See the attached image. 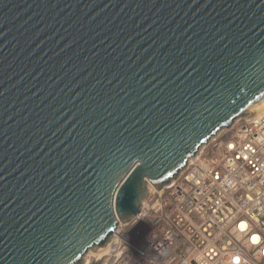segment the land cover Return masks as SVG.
Returning a JSON list of instances; mask_svg holds the SVG:
<instances>
[{
    "label": "water",
    "instance_id": "1",
    "mask_svg": "<svg viewBox=\"0 0 264 264\" xmlns=\"http://www.w3.org/2000/svg\"><path fill=\"white\" fill-rule=\"evenodd\" d=\"M264 103V0H0V264H78Z\"/></svg>",
    "mask_w": 264,
    "mask_h": 264
},
{
    "label": "built area",
    "instance_id": "2",
    "mask_svg": "<svg viewBox=\"0 0 264 264\" xmlns=\"http://www.w3.org/2000/svg\"><path fill=\"white\" fill-rule=\"evenodd\" d=\"M178 175L119 224L97 264H264V113L238 117Z\"/></svg>",
    "mask_w": 264,
    "mask_h": 264
},
{
    "label": "bare ground",
    "instance_id": "3",
    "mask_svg": "<svg viewBox=\"0 0 264 264\" xmlns=\"http://www.w3.org/2000/svg\"><path fill=\"white\" fill-rule=\"evenodd\" d=\"M264 113V103L261 104L260 106H258L256 109H254L253 113L250 114V115H255V116H260ZM225 128V127H223ZM221 128L216 134L218 135L219 132L223 129ZM213 137H211L210 139H212ZM209 142V140H208ZM203 148V145L201 146V148L199 149L198 153H196L194 155V157H197V155L201 152V149ZM181 172V171H180ZM180 174V173H179ZM179 176V175H178ZM173 180L171 179L170 182H172ZM118 244V240H117V229L116 231L112 234L111 238L108 239V241L104 244H101L99 246H95L97 253V255L94 254V256H96L98 259H101L103 258L104 256L106 255H112L113 254V250H114V247L117 246ZM94 248V247H93ZM92 249V248H91ZM93 250H88L87 253L90 254ZM86 253V254H87ZM112 257V256H111ZM110 261L111 259L109 258V260H107L106 262H104V264H110ZM88 260L86 261L85 259V262L84 264H88Z\"/></svg>",
    "mask_w": 264,
    "mask_h": 264
},
{
    "label": "rangeland",
    "instance_id": "4",
    "mask_svg": "<svg viewBox=\"0 0 264 264\" xmlns=\"http://www.w3.org/2000/svg\"><path fill=\"white\" fill-rule=\"evenodd\" d=\"M94 249H96V248L94 247V248L90 249V250H93V251L90 254H88V253L85 254L83 260L80 263H78V264H84L85 259H86V261L87 260L89 261L88 264H97V262H96V256H94V254L97 253V251L94 250ZM95 255H97V254H95Z\"/></svg>",
    "mask_w": 264,
    "mask_h": 264
}]
</instances>
